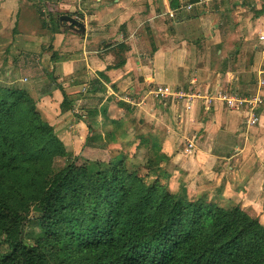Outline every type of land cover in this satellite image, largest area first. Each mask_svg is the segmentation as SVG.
<instances>
[{"label":"trees","instance_id":"1","mask_svg":"<svg viewBox=\"0 0 264 264\" xmlns=\"http://www.w3.org/2000/svg\"><path fill=\"white\" fill-rule=\"evenodd\" d=\"M63 15L42 19L51 43L69 25ZM114 49L127 51L120 43ZM58 57L52 51L50 61ZM121 60L108 68L122 67ZM52 90L61 92V113L74 110L75 99L61 84ZM52 93L0 81V264H264V224L224 198L220 187L195 196L184 186L171 189L170 157L152 133L139 134L138 147L147 153L140 161L120 151L109 162L77 158L56 165L68 151L37 107ZM100 98L88 114L103 118V132L86 123L83 147L105 149L119 132L126 135L122 119L109 120L110 101ZM115 103L131 113L127 103ZM26 227L38 236L29 240Z\"/></svg>","mask_w":264,"mask_h":264},{"label":"crops","instance_id":"2","mask_svg":"<svg viewBox=\"0 0 264 264\" xmlns=\"http://www.w3.org/2000/svg\"><path fill=\"white\" fill-rule=\"evenodd\" d=\"M19 1L0 0L1 21L8 24L12 16L32 20ZM41 5L78 15L83 25L84 30L61 26L51 43L59 54L52 63L56 77L68 78L69 87L78 88L73 91H85L76 99L93 102L101 96V104L122 101L134 113L143 112L170 157L171 189L184 186L195 196L220 187L224 198L264 224V105L259 125L247 127L246 113L214 97L218 90L264 97V86L257 85L264 71V43L258 39L264 33V0H44ZM71 43L78 47L71 50ZM119 43L127 51L113 53ZM121 59L122 67L108 68ZM99 79L104 86H96L105 92L96 98L89 91ZM164 86L191 94V109L186 99L156 97L153 92ZM41 101L51 125L50 106L64 118L61 92L54 90ZM189 142L193 150L185 153Z\"/></svg>","mask_w":264,"mask_h":264},{"label":"rangeland","instance_id":"3","mask_svg":"<svg viewBox=\"0 0 264 264\" xmlns=\"http://www.w3.org/2000/svg\"><path fill=\"white\" fill-rule=\"evenodd\" d=\"M22 2L24 3L23 12L24 15H26L25 17L28 16L32 18V20H23V16H21V18L19 16L8 17V24L7 21L0 20V81L7 82L10 81V79H15L18 83L28 85L30 88L33 87V89L35 88L38 95L41 91H49V89L50 91H54L52 90L53 84L55 85L56 83H59L73 99H76V95L84 97L85 91H73V89L78 88L69 87L70 83L68 78H66L67 80L59 79L53 71L54 65L50 61L53 51L50 46L51 39L48 30L42 27V19L48 21L49 17L57 16L56 9L51 7L52 10H49L47 6L38 4L37 0H20L18 3ZM10 9L11 7L6 9L7 11L5 12H9ZM13 9H15V7H13ZM3 10L5 9L3 8ZM17 19L19 20V24H17ZM20 22L24 23L23 30ZM31 24H33L32 26L36 28L34 31L30 30ZM24 35H29L30 37L33 35L34 40L31 41L29 38L26 39L24 38ZM24 40L25 42H29L30 45H26V43L19 44ZM32 43H36V45L32 47ZM77 47L78 43L70 44L71 50ZM62 51L67 52V47L62 49ZM40 52L41 55L39 54ZM49 76H52L53 79L55 78L56 82L49 84ZM98 83H101L104 86V83L101 79H99L95 84H93V87ZM75 92L77 93L75 94ZM44 96L49 95L44 94L39 98V102L37 103L38 108L39 103H42L44 107H47L43 103L44 101H41ZM96 101H93L94 104H96ZM93 102L90 100L89 102H83L81 99L74 100V110L65 112L64 118L58 115L57 109L54 110L50 106L49 110L51 113L47 112L46 116L55 121L53 124L55 132L68 151V156L66 158L57 159L56 165L64 166L66 161L75 160L77 158L78 162L82 161V159L109 162L112 155L120 151L126 153L127 157L133 162L140 161L143 157L147 156L145 149L138 147L140 142L139 134L152 133L153 135V132H155L154 126L145 121L143 112L138 110V112L134 113L130 110V113L126 109L118 107L116 103L110 104L109 120L122 119L125 123L124 127H126V135L120 137L121 132H119L116 135L117 142L107 145L105 149L83 147L82 140H84V137L87 135L86 123H91L95 130L99 133L103 132V118L100 116L92 118L88 114V109H90L93 105L90 104ZM85 103L88 104L86 105ZM263 105L264 103L261 107H263ZM57 120H59V122H57ZM259 123L260 121L257 125H259ZM108 128L112 129V125H107L105 127V129ZM156 133L154 134L156 135ZM25 230L26 237L29 240L38 236L37 231H33L32 228L26 227Z\"/></svg>","mask_w":264,"mask_h":264},{"label":"built area","instance_id":"4","mask_svg":"<svg viewBox=\"0 0 264 264\" xmlns=\"http://www.w3.org/2000/svg\"><path fill=\"white\" fill-rule=\"evenodd\" d=\"M243 1V0H240ZM187 9H190V6H187ZM171 17L174 16L172 11H169ZM259 41L264 43V33L260 34L258 37ZM262 77L257 81L258 89L264 86V71L261 72ZM154 95L160 99H186L187 105L186 109H191L192 107V98L193 96L187 94L183 91L172 90L170 87L164 86L157 88L154 92ZM214 97L223 102V104L230 110L241 111L246 113V125L247 127H255L259 122V112L261 105L264 103V97L256 93L255 95H239L236 92L230 93L224 90H218ZM210 100V99H209ZM193 142H189L185 148V153H191L193 150Z\"/></svg>","mask_w":264,"mask_h":264},{"label":"water","instance_id":"5","mask_svg":"<svg viewBox=\"0 0 264 264\" xmlns=\"http://www.w3.org/2000/svg\"><path fill=\"white\" fill-rule=\"evenodd\" d=\"M60 20L67 21L70 27H74L75 29L84 30L83 25L77 19H74L73 17H70L68 15H63L61 16Z\"/></svg>","mask_w":264,"mask_h":264}]
</instances>
